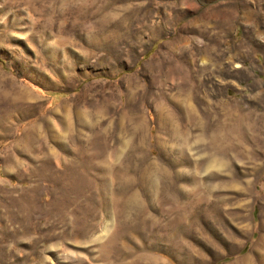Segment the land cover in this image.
<instances>
[{
  "label": "rangeland",
  "instance_id": "obj_1",
  "mask_svg": "<svg viewBox=\"0 0 264 264\" xmlns=\"http://www.w3.org/2000/svg\"><path fill=\"white\" fill-rule=\"evenodd\" d=\"M0 264H264V0H0Z\"/></svg>",
  "mask_w": 264,
  "mask_h": 264
}]
</instances>
